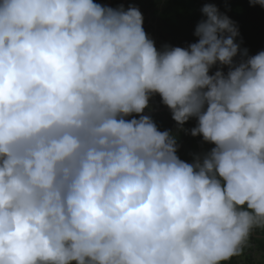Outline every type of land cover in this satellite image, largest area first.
I'll use <instances>...</instances> for the list:
<instances>
[{"label": "clouds", "instance_id": "clouds-1", "mask_svg": "<svg viewBox=\"0 0 264 264\" xmlns=\"http://www.w3.org/2000/svg\"><path fill=\"white\" fill-rule=\"evenodd\" d=\"M201 11L197 42L157 51L134 5L0 0V264H221L252 247L264 50L233 67L238 28ZM153 93L178 124L197 118L215 144L202 163L149 116L124 119Z\"/></svg>", "mask_w": 264, "mask_h": 264}, {"label": "trees", "instance_id": "trees-1", "mask_svg": "<svg viewBox=\"0 0 264 264\" xmlns=\"http://www.w3.org/2000/svg\"><path fill=\"white\" fill-rule=\"evenodd\" d=\"M205 4H214L219 12L227 15L238 28L239 34L234 38V42L238 43L239 49L237 55L232 58L233 67L238 65L242 59L247 58L241 54L243 49H247L248 56L264 50V7L259 4H250L249 0H165L163 8L156 12L160 21L159 42L164 46L182 48H187L191 43L197 42L199 37L194 34L195 28L201 20L206 19L205 14L201 11ZM229 69V65L217 62L209 68V75L220 70L226 76ZM206 107L207 104L204 106L205 110ZM156 118L161 120L159 114L156 115ZM190 120L197 124L195 116L190 117ZM167 123L168 121L165 122V124ZM166 128L157 129L165 131ZM213 147H215L214 143L209 141L206 143L207 151ZM257 241L260 242L258 250L264 251L262 239ZM244 253L249 261V255L246 254L245 250ZM244 253L241 255L243 258ZM241 256H234L229 263L223 261L221 264H238L234 258L240 260ZM241 261L246 263L244 259Z\"/></svg>", "mask_w": 264, "mask_h": 264}, {"label": "rangeland", "instance_id": "rangeland-1", "mask_svg": "<svg viewBox=\"0 0 264 264\" xmlns=\"http://www.w3.org/2000/svg\"><path fill=\"white\" fill-rule=\"evenodd\" d=\"M165 0H131L130 5H134L138 8L141 12L143 17L142 27L147 34V36L154 41V45L157 51H162L164 49V45L159 42L160 36V21L158 18V14L156 13L160 9L163 8ZM94 3L100 4L105 6L104 0H93ZM114 4L118 5V1L114 0ZM128 6V4H126ZM153 108L161 112L162 118L168 120L169 124L167 123V131L170 132L171 135H174L176 141V147L181 148L182 152H187L189 144L194 141V149L195 144H203L202 141H205L202 134H197L193 136L191 134V129L196 127L197 124L192 123L190 118L183 123V125L178 124L172 118V112L167 105L162 102V98L159 93H153L149 96L148 106L143 110L141 113L142 115L145 113L146 110ZM188 145L187 148L183 145ZM187 149V150H186ZM183 154V153H182ZM76 264L75 261H72L71 264Z\"/></svg>", "mask_w": 264, "mask_h": 264}, {"label": "crops", "instance_id": "crops-1", "mask_svg": "<svg viewBox=\"0 0 264 264\" xmlns=\"http://www.w3.org/2000/svg\"><path fill=\"white\" fill-rule=\"evenodd\" d=\"M157 112V114L159 113V115L161 116V120L158 119V123H157V128H163V127H167V124H165V122H167L168 120H165L164 118H162L161 112H159L158 110H155L153 108L150 107V109L146 110L144 115H150L151 112ZM140 114H136V113H132L131 115H129L131 117V119L133 117L135 118H139ZM169 124V122H168ZM167 129V128H166ZM174 137V135H172ZM203 144L199 145L198 143L195 144V149H194V141L191 142L189 144V146H191L190 148H188L187 152H182L181 148L176 147V155L178 156V158L186 163L192 164L194 163L195 160L199 159L200 163L203 162V158L204 156L210 152V150H206V143L208 141H202ZM185 146V148L188 147V145H183ZM207 151V152H206ZM183 153V154H182ZM258 239H262V243H264V231H261L260 229H254L252 232V235L250 237L249 243L252 245L251 248H245V252L246 254L249 255V261L246 259L245 253H244V258L241 256V259L246 260V263L242 262L241 259H236L234 258L238 264H264V251H259L258 250V246H260V242L257 241ZM230 260L226 261V262H230ZM225 262V263H226Z\"/></svg>", "mask_w": 264, "mask_h": 264}, {"label": "flooded vegetation", "instance_id": "flooded-vegetation-1", "mask_svg": "<svg viewBox=\"0 0 264 264\" xmlns=\"http://www.w3.org/2000/svg\"><path fill=\"white\" fill-rule=\"evenodd\" d=\"M104 1H105V6H106V0H104ZM117 1H118V0H117ZM123 1H124V0H119V1H118V5L116 6V4H114V0H112L111 8H118V7H120V6L122 5ZM135 1H136V0H135ZM130 2H131V0H126V2H125V7H124L125 10H126V9L128 8V6L131 4ZM126 4H128V6H127ZM162 51H163V50H162ZM158 114H159V113H158ZM141 115H142V114H141ZM143 115H144V114H143ZM156 115H157V112L155 113V111H154V112H151L150 115H148V116L152 119V121H153V122L155 123V125L157 126L158 119L156 118ZM124 119L128 120V119H131V117H130V116H125ZM73 264H74V262H73Z\"/></svg>", "mask_w": 264, "mask_h": 264}, {"label": "water", "instance_id": "water-1", "mask_svg": "<svg viewBox=\"0 0 264 264\" xmlns=\"http://www.w3.org/2000/svg\"><path fill=\"white\" fill-rule=\"evenodd\" d=\"M125 2H126V0H124L122 3L123 8L125 7ZM111 3H112V0H106V6L107 7H111V5H112Z\"/></svg>", "mask_w": 264, "mask_h": 264}]
</instances>
